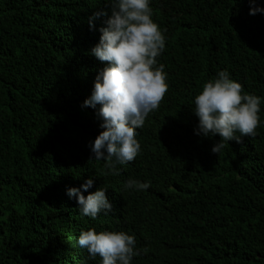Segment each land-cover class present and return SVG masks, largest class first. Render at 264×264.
I'll list each match as a JSON object with an SVG mask.
<instances>
[{
	"label": "trees",
	"instance_id": "obj_1",
	"mask_svg": "<svg viewBox=\"0 0 264 264\" xmlns=\"http://www.w3.org/2000/svg\"><path fill=\"white\" fill-rule=\"evenodd\" d=\"M264 7V0H255ZM164 30L168 90L138 129L141 153L106 174L89 144L103 130L82 107L107 62L91 54L108 0H0V264H100L82 230L135 234L133 264H264V100L255 136L211 151L194 97L227 69L264 97V13L250 0H151ZM239 136V133H237ZM106 187L113 210L83 215L66 190ZM129 178L147 190H125Z\"/></svg>",
	"mask_w": 264,
	"mask_h": 264
},
{
	"label": "clouds",
	"instance_id": "obj_2",
	"mask_svg": "<svg viewBox=\"0 0 264 264\" xmlns=\"http://www.w3.org/2000/svg\"><path fill=\"white\" fill-rule=\"evenodd\" d=\"M108 3L110 15L101 8L89 17V26L94 28V18L107 16L106 26L99 29V42L90 50L107 63L96 75L91 94L82 107L96 110L103 129L89 144L91 159L103 160L106 174L117 175L120 171L117 165H125L141 153L138 129L164 98L168 74L165 65L157 60L165 50L166 36L152 18L151 0H108ZM256 13H264V7L250 0L249 14ZM262 100L264 97L244 91L227 69L220 70L194 97L193 112L198 118L194 132L209 138L219 134L220 140L211 148L219 154L229 141L256 135ZM94 182L89 176L80 188L66 190L69 198L77 200L79 211L93 219L113 210L106 187H98L87 196L83 194L81 189L87 191ZM150 186V181L134 178L123 184L125 190L135 191ZM77 243L87 249L91 259L98 255L100 264H133L134 257L147 251L137 248L135 234L125 231L82 230Z\"/></svg>",
	"mask_w": 264,
	"mask_h": 264
}]
</instances>
